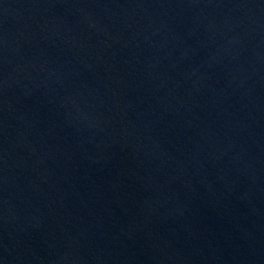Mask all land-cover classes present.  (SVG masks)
<instances>
[{"label": "water", "instance_id": "95a60500", "mask_svg": "<svg viewBox=\"0 0 264 264\" xmlns=\"http://www.w3.org/2000/svg\"><path fill=\"white\" fill-rule=\"evenodd\" d=\"M0 264H264V0H0Z\"/></svg>", "mask_w": 264, "mask_h": 264}]
</instances>
